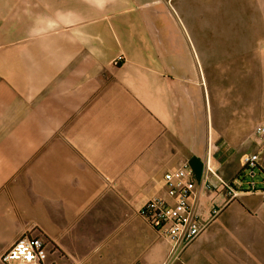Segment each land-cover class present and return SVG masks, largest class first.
Returning a JSON list of instances; mask_svg holds the SVG:
<instances>
[{
  "label": "crops",
  "instance_id": "0c3cea01",
  "mask_svg": "<svg viewBox=\"0 0 264 264\" xmlns=\"http://www.w3.org/2000/svg\"><path fill=\"white\" fill-rule=\"evenodd\" d=\"M176 19L156 0H0V264L24 234L46 264H264V23L212 49ZM256 153L255 194L204 190L209 168L249 182ZM182 160L199 218L222 208L187 248L138 214Z\"/></svg>",
  "mask_w": 264,
  "mask_h": 264
},
{
  "label": "built area",
  "instance_id": "2783aa9c",
  "mask_svg": "<svg viewBox=\"0 0 264 264\" xmlns=\"http://www.w3.org/2000/svg\"><path fill=\"white\" fill-rule=\"evenodd\" d=\"M119 59L116 64H119ZM257 137L264 139V124L255 128ZM260 156L256 153L244 157V169L249 182L238 178L227 182L209 168L208 176L203 180L206 192L224 191L227 203L239 199L244 194H255L258 190L255 181L259 169ZM164 193L146 202L139 209V216L153 229L175 245L187 248L207 229L222 208L213 206L208 222L202 221L192 205L196 189L194 171L189 160H182L178 167L164 176ZM247 187H246V186ZM48 250L45 241L31 234H24L1 256L2 264H46Z\"/></svg>",
  "mask_w": 264,
  "mask_h": 264
},
{
  "label": "rangeland",
  "instance_id": "374dc122",
  "mask_svg": "<svg viewBox=\"0 0 264 264\" xmlns=\"http://www.w3.org/2000/svg\"><path fill=\"white\" fill-rule=\"evenodd\" d=\"M156 3L169 7L183 31L189 23L198 24L195 32L199 37L202 33L203 45L207 47L209 43L212 49L240 36L248 42V35L243 34L249 29L242 30L237 25L247 27L255 20L264 23V0H156ZM259 46H264V42H259Z\"/></svg>",
  "mask_w": 264,
  "mask_h": 264
}]
</instances>
